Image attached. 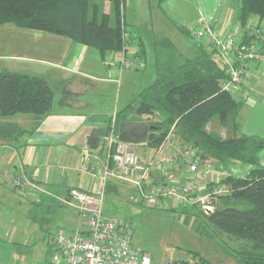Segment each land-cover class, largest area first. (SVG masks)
Here are the masks:
<instances>
[{
    "label": "crops",
    "instance_id": "obj_1",
    "mask_svg": "<svg viewBox=\"0 0 264 264\" xmlns=\"http://www.w3.org/2000/svg\"><path fill=\"white\" fill-rule=\"evenodd\" d=\"M130 1L126 0V5ZM224 1L227 0H158L159 7L163 6L165 13L168 11L167 20L160 22V25L164 28L170 22L174 27L167 33L160 32L163 44L171 43L170 36L177 27H182L180 24L195 27L202 18L213 21L218 28L237 29L242 39L247 40L249 28L253 26L251 24L258 22L252 19L250 26L242 27L237 19L239 5L235 0H230L227 9H224ZM92 2L102 4L104 11L113 17V1ZM170 13L178 17L179 21L174 20ZM169 16L173 21L168 20ZM188 30L184 28L185 39L197 47L185 46L195 53L192 58L183 56L178 70L187 61H193L207 70L223 69L215 54L208 53L205 45L198 44ZM179 42L183 43L181 40ZM127 57L136 61L135 68L122 69L120 53H109L103 58L97 49L66 36L22 28L11 23L0 25V61L3 62L0 75L2 72H11L43 78L54 91L52 109L47 115H0V264H32L15 255V249L10 246L19 245L22 239L33 244H39L41 240L45 242L48 236L46 231H42L43 224H53L55 213L74 225L63 233L84 230L77 208L68 203L69 194L72 189L95 194L103 189L100 176L106 160V135H102L110 130L114 114L134 104L129 121L150 124L157 115H139L134 109L137 108V96L161 75L159 58L155 67L147 66L149 56L142 38L135 45L130 43ZM64 87L67 92H64ZM235 99L241 106L230 117L231 132L223 133L220 125V128L214 126L217 123L213 122L214 118L208 122L207 129L223 138L237 132L238 135L264 139V62L254 65ZM175 133L179 134L177 131ZM93 134L95 137L102 136L97 150H91L88 145V137ZM178 136V140L170 138L166 143V153L178 152L190 145L180 134ZM148 143L142 144L143 153L139 155L142 161H148L158 150ZM86 151L91 156L87 171L83 169ZM259 159L264 164V149ZM233 162L218 164L214 161L216 166L212 167L209 182H224L229 175L245 176L251 169L250 166L240 173L234 163L237 172L221 175L220 170L224 165H232ZM16 175L36 176V185L15 188L12 181ZM155 179L158 181L159 178ZM105 191L112 195H121L124 191L129 196L134 193L132 186L119 180H110ZM43 210L46 218L42 221L40 213ZM77 219L78 225H75ZM47 244L51 247L49 253L53 257L55 249L49 238ZM45 262H48L47 258ZM49 264H52V258Z\"/></svg>",
    "mask_w": 264,
    "mask_h": 264
},
{
    "label": "trees",
    "instance_id": "obj_2",
    "mask_svg": "<svg viewBox=\"0 0 264 264\" xmlns=\"http://www.w3.org/2000/svg\"><path fill=\"white\" fill-rule=\"evenodd\" d=\"M114 3V22L103 5L92 0H0V25L11 23L18 27L47 31L69 37L97 49L103 58L118 54L124 49L122 12L125 0ZM237 19L242 27L250 26L256 19L264 28V0H237ZM125 15V14H124ZM258 26V25H257ZM264 37V33H263ZM226 77L222 68L205 69L193 61L185 62L173 76L159 75L157 80L137 96L134 112L139 115L159 114L162 120L151 122L160 132L148 144L159 148L175 126L181 137L196 147L202 157L218 163L237 161L251 169L245 176L229 175L225 183L233 192L221 197L224 206L207 215L219 229L237 239L253 243V251L243 247L236 255L239 264H264V164L259 154L264 149V139L235 132L226 138L207 129L208 122L216 116L227 120L240 108L231 94L221 88ZM64 92L67 89L64 87ZM54 91L49 83L39 77L2 72L0 75V115H47L51 112ZM134 108L131 104L117 114V123L129 121ZM248 202L249 209H239L230 202ZM200 264H209L201 258Z\"/></svg>",
    "mask_w": 264,
    "mask_h": 264
},
{
    "label": "built area",
    "instance_id": "obj_3",
    "mask_svg": "<svg viewBox=\"0 0 264 264\" xmlns=\"http://www.w3.org/2000/svg\"><path fill=\"white\" fill-rule=\"evenodd\" d=\"M121 8L124 16L123 4ZM250 28L249 38L244 40L237 29L218 28L213 21L202 18L191 32L198 44L205 45L206 51L221 61L226 75L221 88L234 98L242 91L254 65L264 62V28L254 25ZM122 38L125 45L120 52L121 68H135L136 61L127 57L131 34L126 26H123ZM174 132L175 126L155 154L148 161H142L131 144L119 140L117 115L114 114L104 138L106 160L100 176L103 189L97 194L80 189L70 191L68 203L77 208L84 230L53 235L51 244L55 253L52 264H151L150 256L133 245L131 226L103 213L105 188L110 180L132 186L131 200L136 203L155 207L170 203L176 208L195 206L206 215L216 210L219 198L233 192L228 183L209 182L214 161L202 157L193 145L178 152H165L166 143ZM90 158V152L86 151L83 156L86 171ZM155 178H159L158 181ZM36 180V176L16 175L12 185L24 189L35 186ZM191 264L200 263L194 260Z\"/></svg>",
    "mask_w": 264,
    "mask_h": 264
},
{
    "label": "rangeland",
    "instance_id": "obj_4",
    "mask_svg": "<svg viewBox=\"0 0 264 264\" xmlns=\"http://www.w3.org/2000/svg\"><path fill=\"white\" fill-rule=\"evenodd\" d=\"M235 2L239 5L237 0ZM229 3L230 0L224 1L222 7L227 9ZM164 11L163 6L159 7L158 0H131L128 5H126L125 0V15L128 22V24L126 23V29L131 34L130 43L135 45L139 38H142L145 45H147L149 56L147 66L155 67L158 57L160 74L173 76L178 73V65L183 56L192 58L195 53L190 52L185 46L191 48H196L197 46L195 43H190L185 39L187 37H185L184 28L189 29V32H192L194 28V25L191 26V24L187 25L186 23L180 24L182 27L175 29L174 34L170 36L171 43L163 44L160 32L164 31L167 33L171 28L174 30L170 22L169 26L164 28L160 25V22L163 23L167 20L166 14H168V11L166 13ZM170 15L174 20L179 21L177 20L178 17L175 18L171 13ZM114 20L113 14L112 22ZM168 20L173 21L170 16ZM251 25L260 26L259 24ZM179 40L183 41V43L181 44ZM2 66L3 62L0 61V67ZM159 120V114L152 118V122ZM213 120V122H217L214 126L219 127L220 125L222 128H219L223 133L231 132L232 119L230 117L226 122H223L220 116L214 117ZM178 135L175 133L170 140H178ZM132 146L142 156V144H133ZM216 163H214L213 167L216 166ZM234 163L237 164L236 168L240 170V173L243 169L250 167L248 164L234 161L232 165H224V168L220 170L221 175L224 176L236 171L235 167H233ZM221 203H223V199L219 198L218 205L224 206ZM227 205H232L239 209L252 207V204L248 202L234 203L232 201ZM103 210L104 215L107 217L122 219L131 226L133 230V245L150 256L151 264H191L192 261L199 258L209 264H239L236 255L243 247H247L254 253L256 252L252 248L253 243L251 241L247 239L240 240L228 235L213 224L200 208L195 206L176 208L173 203H170L169 206L155 207L146 203H136L131 200V195L125 194L124 191L121 195L106 194ZM71 212L70 214H72ZM40 216L42 221L46 218L44 210L40 213ZM54 219L55 222L53 224H43L42 231H46L45 234L48 236L49 242L57 232H66L74 226L72 223H68L65 218L60 217L59 213L54 214ZM81 224L83 226V223ZM75 225H78V219ZM47 238L45 242L41 240L39 244L37 242L36 244L28 241L24 242L25 240L22 239L19 245L10 247L15 249V255L24 258L27 262L49 264L53 257L49 253L51 247L47 244ZM259 252L264 254V250ZM46 258L48 262H45Z\"/></svg>",
    "mask_w": 264,
    "mask_h": 264
},
{
    "label": "water",
    "instance_id": "obj_5",
    "mask_svg": "<svg viewBox=\"0 0 264 264\" xmlns=\"http://www.w3.org/2000/svg\"><path fill=\"white\" fill-rule=\"evenodd\" d=\"M159 132L160 130L156 125L145 122L123 121L118 125L119 140L129 144H143L153 141ZM102 136L95 137L93 134L88 137V145L91 150H97L99 148Z\"/></svg>",
    "mask_w": 264,
    "mask_h": 264
}]
</instances>
